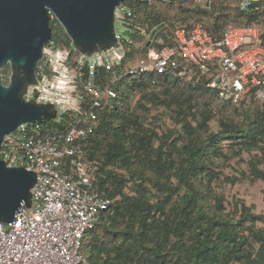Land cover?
<instances>
[{
	"label": "built area",
	"instance_id": "2783aa9c",
	"mask_svg": "<svg viewBox=\"0 0 264 264\" xmlns=\"http://www.w3.org/2000/svg\"><path fill=\"white\" fill-rule=\"evenodd\" d=\"M137 1L116 8L115 29L117 23L125 25L131 36L124 39L115 31L112 48L86 56L51 41L45 47L37 84L24 99L52 104L57 117L22 124L3 140L0 158L8 167L34 172L36 183L30 206L12 223L0 222V264H89L85 236L115 200L100 188L101 163L87 147L111 105H119L123 84L177 79L214 92L222 103L246 108L256 103L264 109V38L258 24L209 27L204 13L213 10L216 0ZM161 1L176 10L173 19L151 30L139 23V6L153 9ZM239 8L263 14L264 0H240ZM182 10L195 17H175ZM149 41L153 45L147 47ZM63 89L70 91L68 100L60 96Z\"/></svg>",
	"mask_w": 264,
	"mask_h": 264
},
{
	"label": "trees",
	"instance_id": "16d2710c",
	"mask_svg": "<svg viewBox=\"0 0 264 264\" xmlns=\"http://www.w3.org/2000/svg\"><path fill=\"white\" fill-rule=\"evenodd\" d=\"M216 12L215 3L204 13L209 27L213 18L220 28L239 17L251 22L264 15L240 11L231 20L229 12L214 17ZM50 25L51 42L73 50L54 17ZM158 80L165 83L159 96L151 89ZM197 88L205 89L177 87L157 77L120 88L119 105H111L87 147L101 163L100 188L115 200L83 246L89 264H264V215L238 200L229 207L215 188L239 181L217 171V165L245 151L257 152L246 163L250 181H264V109L225 103L241 114L219 117L214 132L213 105L198 101ZM136 92L139 107L155 102L173 107L180 130L160 134L146 125L129 106L128 96ZM113 168L125 169L129 179Z\"/></svg>",
	"mask_w": 264,
	"mask_h": 264
},
{
	"label": "water",
	"instance_id": "95a60500",
	"mask_svg": "<svg viewBox=\"0 0 264 264\" xmlns=\"http://www.w3.org/2000/svg\"><path fill=\"white\" fill-rule=\"evenodd\" d=\"M127 0H0V150L4 138L22 124L52 121V104L26 101L27 89L37 84L36 68L51 41L53 16L80 53L91 56L116 44L115 11ZM160 26L151 39L162 31ZM153 45L152 41L147 47ZM12 70L10 85L1 71ZM34 172L8 167L0 158V222L12 223L30 206Z\"/></svg>",
	"mask_w": 264,
	"mask_h": 264
},
{
	"label": "rangeland",
	"instance_id": "374dc122",
	"mask_svg": "<svg viewBox=\"0 0 264 264\" xmlns=\"http://www.w3.org/2000/svg\"><path fill=\"white\" fill-rule=\"evenodd\" d=\"M239 3L240 0H217L216 2L217 12L214 15V17H220L219 16L221 15L220 13L222 12L224 13V11H227L231 14L232 16L231 20H233L235 15H237L241 11L239 8ZM172 9L173 8L164 5L162 1L159 2V4L155 6L153 9L143 8L140 10L139 13V23H143L145 26L148 25L149 29L151 30L155 26L162 24L164 21L173 19L176 10L174 11ZM175 17L177 18L179 17L180 19H186L189 17L193 18L195 17V15L193 14L190 15L187 11L182 10V11H178ZM215 19L217 18H213L212 20ZM212 20L210 19L208 23L210 27L213 28L215 27V29L222 28V27L216 28V26L213 25L215 22H212ZM231 23L236 25H249L252 23H256L259 25L264 38V15L259 16L258 20L254 19L251 22H247L246 20H244L243 17H239L236 21H231ZM116 32L119 35H121L124 39H128L131 36V33L129 32L127 27L119 23L116 24ZM58 47L63 49L62 46H58ZM137 56H138L137 52L132 53L129 57V64L133 63L136 60ZM2 71L3 72L1 76L3 79V83L5 85H10L11 75H12L11 68L8 66ZM168 82H170V84L172 83V85H176L177 87H182V86H186L187 84H190L187 81H181L177 79H168ZM156 83L157 85H155V87H151V89L155 90V92H157L156 94H158L159 96L160 92L162 91V88L165 86V83L162 80H158ZM128 85H129L128 83L123 84V89L127 88ZM69 92L70 91H68V89H63L60 96L63 97L64 100H68ZM78 94L80 96L84 95V93H82L80 90L78 91ZM121 95L122 97L126 98V93H122ZM196 97L200 103H211L213 105L214 111L216 113V118L211 122L210 126H211V130L214 132L218 130L219 117L226 116V117L235 118L241 114V112L237 110L236 107L220 102L214 92L207 91L206 89L200 90L199 88H197ZM128 98H129L128 100L131 111H134L136 115L140 116V118L144 121L146 125H151L152 127L156 128V130L160 134L166 133L167 131L174 132L180 130L181 125L177 123L176 111L173 107L168 108L167 106H163L162 104H159L157 102L152 104L143 103L142 106L139 107L138 106L139 94H137V92L131 93L128 96ZM143 106L146 108H143ZM256 108L263 110L262 109L263 107L260 105L256 106ZM227 144H228L227 142H224L222 145L227 146ZM255 154H257L256 151H252V152L245 151L243 152L241 157L232 156L230 160L219 161L217 165V171L222 173L224 176L237 178V180L239 181L235 182L234 184L228 183L223 188H219L217 186H215V188L217 192L225 196L227 205L229 207L233 202L238 200L244 202L249 207L253 206L254 213L258 215H264V181L259 180L254 183L251 182L249 177L250 172L248 171L246 165L247 161L250 160L251 156ZM121 174L127 179H129L130 177V175L126 172V170L122 168H121ZM130 185L132 184L130 183ZM260 226L264 228V224H260ZM90 234L91 232H88L86 234L84 239V245L86 244L87 237Z\"/></svg>",
	"mask_w": 264,
	"mask_h": 264
}]
</instances>
